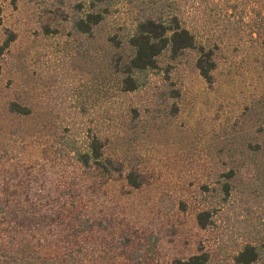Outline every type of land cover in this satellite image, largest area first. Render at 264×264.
<instances>
[{
    "label": "rangeland",
    "instance_id": "374dc122",
    "mask_svg": "<svg viewBox=\"0 0 264 264\" xmlns=\"http://www.w3.org/2000/svg\"><path fill=\"white\" fill-rule=\"evenodd\" d=\"M193 1L185 21L204 22L195 32L212 48L215 67L206 81L195 66L196 49L174 61L164 53L160 66L174 64L179 79L172 81L180 86L172 101L161 73H149L135 92L120 91L114 67L130 53L126 39L134 18L122 0L90 34L72 27L76 0H0V43L13 38L0 55V201L13 211H0L4 258L59 254L77 213L95 222L97 245L129 240L112 247L117 263L121 250L147 253L157 237L149 264H174L200 244L221 264H233L220 254L229 236L241 241L246 231L237 212L245 219L241 208L247 204L251 226L264 223V199L254 198L264 194L254 189L264 184V36L255 15L264 12V0ZM225 12L234 25H213L214 15L224 19ZM12 101L30 113L9 111ZM93 135L105 142V168L75 159ZM229 166L236 170L230 196L236 214L220 207L205 232L195 221L197 206L215 199L200 201L198 193L203 184L219 188ZM129 172L138 187L127 183Z\"/></svg>",
    "mask_w": 264,
    "mask_h": 264
},
{
    "label": "trees",
    "instance_id": "16d2710c",
    "mask_svg": "<svg viewBox=\"0 0 264 264\" xmlns=\"http://www.w3.org/2000/svg\"><path fill=\"white\" fill-rule=\"evenodd\" d=\"M116 1L117 0H76V14L71 18L72 27L80 34L92 33L93 28L111 12L110 8ZM122 1L131 8V11L134 13V18H132V28L126 39V44L130 49V53L127 55L126 59H119L118 63H115L116 67H114V70L119 72L121 76V92H135L148 81L147 75L149 73H161V82L166 90L167 98L174 101L179 95L180 88V86L177 85L178 87H176L172 84V81L179 83V79L175 77L174 64L167 63L166 67L162 68L159 64V57L166 53L167 57L171 61H174L187 49H196L198 57L195 66L206 81L211 80V71L215 67V61L212 57V48L197 38V33L195 32L200 27L205 28V24L201 19L197 20L196 18L193 20L192 24L185 21V14L188 12L187 3L190 0H157L155 2H153V0H147V3H144L143 0H138V3L136 0ZM195 2H197V0L189 4L193 6ZM230 5V7H235V4ZM209 14L210 13H208V15ZM224 15L227 18L222 19L221 15L218 17L214 15L212 19L215 24L213 25L218 26L221 23H227L232 27L234 23L228 18L229 16H226V12ZM255 15L260 17V23L256 31L258 34L264 36V12L256 10ZM46 31L49 32V30ZM11 37H8L5 41L0 43V55L4 53L9 42L13 39ZM109 40L112 44L119 45V40L115 39L114 36H110ZM173 76L174 80H172ZM9 111L19 115H27L30 113V108L19 102L12 101L9 104ZM131 111H133L132 117L138 115V110L136 108H131ZM86 143V150L75 153L77 162L81 166H88L92 162H95L105 168L106 163L103 159V148L105 147L104 140L97 135H93L87 139ZM259 149V146L252 145V151H258ZM222 175L227 178L220 183L219 188H210L206 184H203L200 188L201 191L198 193V199L200 201L207 199L209 196L212 197V195L215 199V202H213L214 204L211 203L208 205L205 203L197 206L198 209L195 214V221L197 226L205 232L213 229L220 207L224 205L229 206L233 214H236L235 201H232L230 197L237 188L233 187L236 185L234 183L236 180V170L233 166H229L228 171ZM125 177L127 183L131 186H139L136 176L132 172L127 173ZM257 188L263 189L264 184L263 186H256L254 189L256 190ZM214 191H216L215 194H213ZM202 192H208L209 194H203ZM257 197H263L264 199V194L261 193L254 198ZM179 205L183 209L185 207V202L180 200ZM7 207L8 205H4V203L0 201V211H3L2 213L9 216L13 211ZM241 209H243V216L245 219H239L241 212H237L236 218L240 222L246 223V231L241 234V241H237L236 236H229L227 242L225 241L227 245L224 246L220 254L221 259L227 258V260H230L233 264H264V223H261V220L259 224L251 226V224L254 223L251 220L254 214L252 208L244 204ZM13 215L16 214L14 213ZM74 219L75 221H73V224H70L71 231L69 237H67V245L64 244V247L60 248L59 254L38 258L35 257V259L29 261H26L24 258L19 260L14 253L8 254L6 258L0 254V264H149L147 261L148 256L151 255L150 252L154 251V241L157 237H154V241L152 242L148 240L151 244L146 248L147 253L139 252V250H121L119 252L120 259H118L121 263H117L112 260L110 251L127 244L129 240L123 238L117 243H102L97 245L93 236L95 222H93L91 218H83L77 213ZM40 221L41 219H37L35 222ZM174 264H221V260H218V258L216 259L214 254H211L203 244H200L197 247L196 253L187 258H178L174 261Z\"/></svg>",
    "mask_w": 264,
    "mask_h": 264
}]
</instances>
